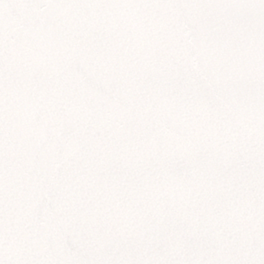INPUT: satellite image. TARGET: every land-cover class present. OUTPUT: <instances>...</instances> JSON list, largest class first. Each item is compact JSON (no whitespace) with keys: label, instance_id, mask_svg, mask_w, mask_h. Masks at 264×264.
<instances>
[{"label":"snow or ice","instance_id":"obj_1","mask_svg":"<svg viewBox=\"0 0 264 264\" xmlns=\"http://www.w3.org/2000/svg\"><path fill=\"white\" fill-rule=\"evenodd\" d=\"M0 264H264V0H0Z\"/></svg>","mask_w":264,"mask_h":264}]
</instances>
